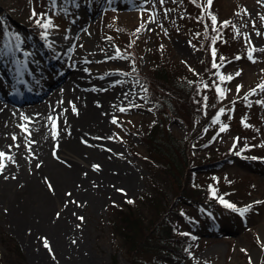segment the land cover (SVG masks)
Returning <instances> with one entry per match:
<instances>
[{"label": "rangeland", "instance_id": "1", "mask_svg": "<svg viewBox=\"0 0 264 264\" xmlns=\"http://www.w3.org/2000/svg\"><path fill=\"white\" fill-rule=\"evenodd\" d=\"M33 10L37 14L35 17ZM190 15L197 18L195 22ZM211 15L217 17L218 32L212 30ZM262 17L264 0H213L210 6L207 0H195V3L192 0H165L163 5L160 0H55V5L52 0H0V73L3 67L7 74L18 77L17 72L30 65L32 71L30 68L28 71L35 78L33 80L45 81L54 76L62 83L71 77L73 70L79 69L81 77L76 76L73 81L77 79L81 84L70 87L67 91L73 97L67 95L60 103L67 111L64 115L66 128L58 132L59 126L53 127L48 121L52 124L49 126L52 137L56 133L53 139L62 140L72 132L71 116L79 120L82 117L83 112L78 111L76 102L78 91L93 98L94 112L99 115L102 111L107 112L104 141H80L82 158L78 163H72L79 169V176L74 180L71 176L67 179L55 174L48 178L44 174L38 181L8 186L5 182L16 176L11 171L16 162L3 161L0 234L4 232L16 241L27 264H106L117 252L118 241L108 231L109 210L113 205L131 201L146 182L147 171L142 158L147 152L141 137L150 123V114L143 104L145 88L138 74L149 67V51L154 42L169 54L171 61L192 64L199 60L200 53L190 37L201 31L207 37H219L227 28L222 26L223 22L230 21L228 28L240 53L215 73L218 79L219 75L233 77L226 80V85H218L225 90V96L217 99L226 102L222 107L225 112L219 116L220 136L229 143L236 133L250 131V137L255 134L256 141L264 148V104L258 103L257 119H252L248 107L230 104L232 99L250 90L249 87L256 90L253 96L257 101H264V91L258 87L264 84ZM37 19L52 22L53 27L47 29L46 38L42 36L45 29L37 25ZM198 20L204 23L205 29L197 26ZM17 35L19 40L15 38ZM251 49H255L253 59L248 56ZM5 52L8 54L3 55ZM237 72L240 74L236 75ZM2 78L5 99L0 96V100L12 109L28 110L45 99L41 94L37 95L38 88L33 91L34 98L28 97L33 94L29 89L27 97H21L23 91L15 90L16 85L13 87L8 83L7 77ZM24 82L26 79H18L19 84ZM238 85L241 86L239 91ZM73 105L76 112L72 110ZM121 108L125 111H120ZM81 110H84L83 106ZM246 118L252 121L243 122ZM17 125L24 132L26 127ZM223 125L227 128L221 132ZM91 128H96L95 121L80 134L87 137ZM167 128L178 136L186 135L181 120L169 121ZM9 140L16 149V142ZM28 152L20 153L23 159L35 158L39 151ZM249 162L256 163L252 166ZM40 163L26 162L25 167L28 169L31 164L37 166ZM263 164L257 160L235 159L227 165L231 175L245 178L244 189L256 190L254 197L236 209L249 205L251 208L242 215L243 219L234 211H225L222 206L213 209L220 226L202 229L196 237L198 243L188 250L179 264H264V199H259L264 196ZM93 165H99V169L94 170ZM45 178L53 191L49 190ZM64 212L72 214L63 229L56 224L62 223ZM44 238H47L51 252L44 247ZM117 254L120 264H127L120 251ZM13 261L15 259L0 242V264H12Z\"/></svg>", "mask_w": 264, "mask_h": 264}, {"label": "trees", "instance_id": "2", "mask_svg": "<svg viewBox=\"0 0 264 264\" xmlns=\"http://www.w3.org/2000/svg\"><path fill=\"white\" fill-rule=\"evenodd\" d=\"M191 19L195 22L197 18ZM197 26L205 29L199 20ZM201 32L190 37L200 53L198 61L173 62L154 42L149 51V67L138 74L145 88L143 104L150 114V123L141 137L147 152L142 158L146 182L132 203L113 205L109 210L108 231L119 248L106 264H120L119 251L127 264L182 263L188 250L198 243L196 237L202 229L220 226L213 209L222 206L225 211L237 214V210L226 207L218 197L238 208L256 195L253 188L244 189L245 178L231 175L227 165L235 159L264 162V148L256 141L257 136L250 137V131L238 132L227 143L220 136V118L218 123L212 122L226 103L218 101L216 92L217 85H226V80L220 81L215 73L232 57L239 56L236 53L240 49L235 46L228 26L209 47L212 36ZM213 48L219 68L212 67ZM250 90L230 104L248 107L252 119H257L258 103L255 96L249 95ZM171 120L183 121L185 137L168 130ZM249 163L253 166L256 162ZM212 189L216 190V196L212 195ZM0 242L15 259L14 264H27L11 236L2 232Z\"/></svg>", "mask_w": 264, "mask_h": 264}, {"label": "bare ground", "instance_id": "3", "mask_svg": "<svg viewBox=\"0 0 264 264\" xmlns=\"http://www.w3.org/2000/svg\"><path fill=\"white\" fill-rule=\"evenodd\" d=\"M26 66L28 68L22 67L21 71L17 72L19 74L18 77H13L14 75L11 76L7 74L8 72L5 70L6 68L2 67L3 71L0 73L1 99H5L2 77H7L8 83L12 84L13 87L16 85L15 90L17 89L19 92L23 91L19 96L22 97L24 95L23 97L26 98V94H29V90L33 92L34 89L38 88L37 95L41 94V97H45V99L43 98L40 104L28 110L12 109L6 102L0 100V152H4L6 156L12 157V160L4 159V162H16V164L13 165L14 167L11 168V171L16 173V176L14 179L5 182V185L11 186L12 184L22 185L25 183H31L44 178V174L48 178H53L55 174H58V176L62 178L71 176L74 180L79 176V169L76 164L73 165L72 163H78L82 158L80 141H96V139L104 141L107 112L102 111L100 115L99 112H94L95 108H92L93 103L91 102L93 101V98L90 97L88 93L78 91V98L76 102L79 104L78 111H82L83 115L80 120L74 119L75 116H71L69 121L72 123V129L74 128L72 132H68L67 136L62 140L57 138L54 140L51 135L52 130L49 127L53 123H48V118L52 117L54 121L58 120L57 123H55V127L59 126L58 132H61L64 127L66 128L67 124L65 121H67V119H65L64 115H66L67 111L66 109H62L60 103L67 95L73 97L72 94H69L67 91L70 87L75 84H81L77 81V79L73 81V78L76 76L77 78L81 77L79 69L73 70L71 77H67L62 83H59L60 78L54 76H51L50 79L47 78L45 81L33 80L35 78L33 76L31 77L29 75L30 72L28 71L29 68L32 71L31 66ZM18 69L19 68H16V70ZM19 78L26 79V83L24 82L19 84ZM32 82L33 84H31ZM13 97L17 98L15 95ZM28 97L34 98V92ZM24 100L27 101L26 99ZM82 106L84 110H81ZM93 121H95L96 128H91V130L87 133V137H85L87 139H85L80 133L86 131L87 128L89 129L90 124ZM17 124L26 127L27 131H21ZM13 136L16 137L15 140L13 139ZM9 138L16 142V149L12 148ZM32 141H34V143H31ZM29 145L31 151H39L38 155L35 158L30 157V160H28V157L23 159L24 156L20 153L26 151L27 153H30L28 152ZM26 162L41 163L39 167L31 164L27 169V167H25ZM71 214L72 213H69L68 215V212H64V216H61V220H63L62 223L60 225H56L58 227H63L64 229V227L68 224L67 221L70 219Z\"/></svg>", "mask_w": 264, "mask_h": 264}, {"label": "snow or ice", "instance_id": "4", "mask_svg": "<svg viewBox=\"0 0 264 264\" xmlns=\"http://www.w3.org/2000/svg\"><path fill=\"white\" fill-rule=\"evenodd\" d=\"M164 2H165V0H160V4H161V5H163ZM192 2L195 3V0H192ZM212 2H213V0H207V4H208L209 6L212 4ZM258 2H260V0H258ZM52 3H53V5H55V0H52ZM41 15L43 16V14H41ZM32 16H33V17L37 16V14L35 13L34 10H33V12H32ZM210 18H211V21H212V30H213L214 32H218V29L216 28L217 17H216L215 15H211ZM261 19L264 20V17H262ZM153 20H154V17H153ZM36 23H37V25H38L39 27L45 29V32L42 33V36L46 38V36H47V29L53 27L51 20H50V19H37V20H36ZM230 23H231L230 21H225V22H223V25H222V26H228ZM142 26H143V25H142ZM137 31H139V29H137ZM257 34L259 35V33H257ZM15 38H16L17 40H19V36H18V35H17ZM216 39H218V36H214V37H212L213 42H215ZM249 43H250V41H249ZM49 47H50V45H49ZM16 48H17V50H19V49H20V45L17 44V45H16ZM253 51H255V49H251V50L249 51V54H248L249 59H253V57H252V52H253ZM262 51H264V50H262ZM7 54H8L7 52L3 53V55H7ZM212 55H213V58H214V60H213V64H212V67H213V68H219L221 65H219V64H217V63L215 62L216 51H215L214 48L212 49ZM119 56H120V53H119V50H117V57H119ZM111 58H115V57H110V59H111ZM220 59H221V60H224L223 57H221ZM237 59H239V57H237ZM239 74H240L239 72L236 73V75H239ZM231 79H233V77H232L231 75H228V76L219 75V80H220V81L231 80ZM204 87L207 88L208 85L205 84ZM240 87H241V86H239V85L237 86V91H239ZM258 87L260 88L261 91H264V84H261V85H259ZM216 91H217V93H218V97L223 98V97L225 96V90L221 89L218 85H217V87H216ZM254 94H256V90H255V89L250 90L249 95H254ZM204 99L206 100L207 97H204ZM244 99L247 100V96H245ZM257 103L264 104V101H257ZM249 106H250V105H249ZM72 110H73V112H76V111H77L76 108H75V105L72 106ZM120 111H125V109H124V108H121ZM224 112H225V109L221 108V109L219 110L217 116H216L215 118H213V121H212V122H213V123H218V121H219V116L222 115ZM48 119H49L50 121H52V123H53V127H55L56 125H55V121L53 120V118H52V117H49ZM112 122H113V123H116V120L113 119ZM21 127L23 128V126H21ZM226 128H227V125H223V126H221L220 131L223 132V131L226 130ZM23 130H24V131H27L26 128H23ZM29 135H30V133H29ZM55 136H56V133L54 132V133H53V138H55ZM13 139L15 140L16 137L13 136ZM31 143H34V141H32ZM85 143H86V141H85ZM29 151H31L30 145H29ZM4 159L12 160V157H11V156H6V154H5L4 152H0V172H2L3 169H4V167H5V164L3 163V160H4ZM39 166H40V165L37 164V167H39ZM93 168H94V170H98V169H99V165H93ZM45 182L47 183V186H48L49 190H50V191H53V186L51 185V183L47 182V179H46V178H45ZM118 191L123 192L122 189H118ZM67 195L70 196L71 193H67ZM212 195H213V196H216V190H215V189H212ZM218 199H219V201H220L221 203L225 204L226 207L233 208V209L239 211L241 215H243L244 213H246V212L251 208V205H249V206H246V207L243 208V209H236V208H235V205H233V204H231V203L225 201V200L223 199L222 196H221V197H218ZM72 202L75 203V201H72ZM128 203H132V201H128ZM257 203H262V202H257ZM58 216H59V213H57V217H58ZM78 219L83 220V217H78ZM43 245H44V247H45L46 249L49 250V252L52 251V250H51V246H50V244H49L47 238H44V239H43Z\"/></svg>", "mask_w": 264, "mask_h": 264}]
</instances>
